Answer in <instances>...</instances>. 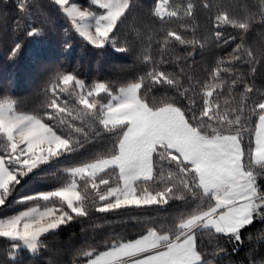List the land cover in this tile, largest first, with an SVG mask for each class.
<instances>
[{
  "label": "snow or ice",
  "instance_id": "6c2138e0",
  "mask_svg": "<svg viewBox=\"0 0 264 264\" xmlns=\"http://www.w3.org/2000/svg\"><path fill=\"white\" fill-rule=\"evenodd\" d=\"M25 56L0 264H264V0H0V61Z\"/></svg>",
  "mask_w": 264,
  "mask_h": 264
},
{
  "label": "trees",
  "instance_id": "16d2710c",
  "mask_svg": "<svg viewBox=\"0 0 264 264\" xmlns=\"http://www.w3.org/2000/svg\"><path fill=\"white\" fill-rule=\"evenodd\" d=\"M83 2L88 3L89 0H83ZM37 56L41 53L36 51ZM68 58L75 62L76 58H79L84 65V70L87 71H99L103 74H109L110 70L104 64L102 60H97L95 53L89 52L87 50L81 51L78 47L73 49L68 53ZM34 66L31 62L30 56H25L24 59L20 60L14 67L12 65H5L0 61V87H2L5 80L10 79L12 82V87L15 90L16 95H27L31 88L30 77L33 74ZM135 215V213L133 214ZM69 232H79V225L73 229H69ZM68 233L62 235V239L67 236Z\"/></svg>",
  "mask_w": 264,
  "mask_h": 264
},
{
  "label": "rangeland",
  "instance_id": "374dc122",
  "mask_svg": "<svg viewBox=\"0 0 264 264\" xmlns=\"http://www.w3.org/2000/svg\"><path fill=\"white\" fill-rule=\"evenodd\" d=\"M90 1V0H89Z\"/></svg>",
  "mask_w": 264,
  "mask_h": 264
}]
</instances>
